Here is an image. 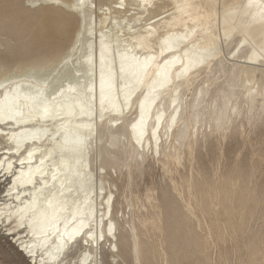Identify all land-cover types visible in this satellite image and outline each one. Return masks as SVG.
I'll list each match as a JSON object with an SVG mask.
<instances>
[{
	"label": "bare ground",
	"instance_id": "obj_1",
	"mask_svg": "<svg viewBox=\"0 0 264 264\" xmlns=\"http://www.w3.org/2000/svg\"><path fill=\"white\" fill-rule=\"evenodd\" d=\"M5 1L2 0L1 3ZM51 1H56V5L64 6L65 9L69 10H58L59 8H53V5L50 8L48 6L47 9L43 8L39 12L36 9L38 13L28 12V9L22 12L21 9H16L18 12L16 13L15 11L14 15L11 16L6 13L8 9L5 11L6 14L3 13V5L5 3H2L3 10L0 8L2 10H0V30L12 35H9V39L14 36L17 41L16 45L13 44L7 47L6 54L4 53L5 56L12 55L14 59L15 57L18 60L19 58L25 59L24 63L26 59L32 61L30 68L22 70L23 67L21 69V63L18 61L17 63L20 64L19 69L12 71L13 69L6 67L11 72H6L4 75L1 70L2 73H0V126L2 124L9 126L8 139H5L9 140V142H6L8 146L10 145L11 152H21L17 163L15 162L17 169H14V174L10 173L11 176L9 177L8 172H10V166L12 165L8 163L6 166L3 164V159L5 158L2 159V154H8V151H0L2 152L0 153V222L2 225L5 224L6 228L7 224L9 225L7 230L12 231V235L17 232V238L15 239L17 244L15 243L16 241H11L19 248L20 252L28 254L33 264H110V262L114 263L118 256L117 253L120 252L118 244V235L120 233H117V222L115 223V219L113 220L111 215L110 217L107 216L109 215L108 212H110L109 209H111L109 208L111 206V197H106L102 202L99 200L100 203L96 202L97 198L95 202L93 199L96 196L95 194H97L94 192L99 187H94L89 157L91 151L89 143L92 142L88 140L90 136L92 140L93 122L98 117L102 119L105 112L117 119L116 116L124 118L126 116L125 111L133 109L135 110L134 118L130 119L129 117L130 122L126 118L129 124H120L123 127L128 126L125 131L128 132L130 139L137 140V142L142 143V146L147 142L153 147L154 143L157 145L158 140L162 139L163 135L171 134L174 137L173 139L176 140L180 138L178 136L182 129L179 127H177L179 128L178 130H176V127L172 129L173 124L165 123L168 122L167 118H170V116L166 115L164 117V115L177 99L174 93L177 88L183 85L181 78H186L185 75L191 76L194 72L193 69L203 70V67H205L203 66L204 52H188L189 44L192 43V40L195 41L198 38L194 40L196 35H202L201 33L198 34V32L199 28H203L202 16L204 15H200L198 9L203 8V5L201 7L199 5L204 3H201V0H148V5L154 1L153 3L156 5L155 8L157 10L169 5L172 7L170 11L169 9L163 10L167 13L163 17H159L160 19L154 20V22L149 21V23V18L146 16L148 20H145L148 25L143 28L127 29L120 21V18L123 17L120 15H123L121 13V11H124L122 10L123 7L117 6V8H122L119 11L115 10V7H111L115 13L112 15L111 13L113 12L110 13L108 11L110 13L108 15L104 9L105 3L102 0H99V2L97 0L96 5H93L95 1L92 0ZM8 2L10 6L11 1ZM114 2L118 3L119 1L115 0ZM153 3L152 7L154 6ZM125 4L126 2L124 6ZM13 5L15 3L8 8H13ZM106 8L108 9L109 7L106 6ZM125 8L127 7L125 6ZM151 9L148 6V12L151 13ZM156 9L153 10L156 11ZM127 11L125 9L124 13ZM152 12L155 14L154 11ZM202 12L200 13L202 14ZM97 13H100L99 19H93ZM211 13L209 12L206 15L208 19L212 17ZM221 13L225 37H228L229 33L237 31L234 35H238L240 38L239 42L246 43L245 45L243 44L244 47L241 52L245 51L243 53L240 52L241 56L246 61L258 58L259 62L264 60V0H229ZM138 14H134V18ZM75 16H77L76 19H79L81 25L78 27V31L74 33L73 41L68 48L67 54L68 56L71 55V57L73 55L75 57L74 62L79 67L84 66L83 68L87 70V74L94 76V79H91L89 83L87 82L85 89L78 88L77 83L66 84V86L59 85L54 93L55 96L51 97L53 96L51 95L48 97L49 95L47 96L46 92L50 88L46 90L47 82L45 83L42 79H39L42 82L37 84L38 81H31L33 79L29 78L31 79L29 80L27 76L32 75L31 77H33V74L38 72L41 75L48 74L49 68H52L51 61L55 63L54 66L56 65L57 59L61 58H57V56L60 54L63 45L73 35L75 25L78 22H76ZM162 28L165 30H162ZM204 29L206 28L204 27L201 31H204ZM3 32L1 31L0 33L2 34ZM121 32H125V36L127 35L128 38L121 37ZM129 36H137V40L132 42L131 39L129 41ZM211 40L213 39L211 38ZM211 40L210 42L212 43ZM210 49V47H201V50ZM2 53L3 50L0 54ZM55 59L56 62L53 61ZM66 68L65 70H67ZM236 70L234 69L233 72ZM65 75L67 76L68 73ZM35 79L37 80V78ZM59 81L53 78L52 84H57ZM252 99L253 101L256 99L262 101L264 93H260V98L253 97ZM45 108L48 109L47 114H45ZM173 111L170 114H173ZM10 117L11 119H9ZM111 119L113 120V118ZM257 119L260 120L261 118L259 119L258 117ZM216 120L218 122L217 127H219L221 117L219 116ZM123 127H117V131ZM212 128L217 129L214 126ZM102 129H98L99 132L96 133L104 134L103 132L106 129ZM204 133L203 135H205ZM197 137L199 135L195 132L193 138H188L193 141ZM133 141L131 142L135 143ZM198 141L197 139L195 143H199ZM190 144L188 143L187 147ZM3 147L5 148L6 146L4 145ZM21 149L24 151L23 153ZM167 151L164 149L166 156L171 155L172 157L173 152H169L171 148ZM182 152H180L181 155ZM166 156L164 157L166 158ZM11 162L13 163V161ZM101 193L99 194L102 197ZM110 193L112 194V191ZM100 195L99 199H101ZM168 196L171 197L170 194ZM167 197L163 200H165L166 209L169 210L168 215H170L173 203L171 204V201L168 200L170 198L167 199ZM10 199L16 202L15 206L8 204ZM20 199L22 200L17 202ZM100 204L103 205L102 209L99 207ZM105 219H108V221L106 222ZM81 222H83L85 227L81 228ZM89 227L91 228L90 234ZM76 229H79V232L72 235L76 232ZM110 229L111 235H109ZM16 235L14 234L13 236L15 237ZM101 235L103 239H99ZM120 235L122 247L124 248L122 249L123 253L133 254L138 264H143L142 262L151 264L153 259L149 261L143 255L141 242L138 239L135 238L130 241L132 236H129V240L127 235ZM85 241H88V243H85ZM144 242L142 241L143 244ZM72 248H76L77 250L74 249L76 252L74 250L72 252Z\"/></svg>",
	"mask_w": 264,
	"mask_h": 264
},
{
	"label": "rangeland",
	"instance_id": "obj_2",
	"mask_svg": "<svg viewBox=\"0 0 264 264\" xmlns=\"http://www.w3.org/2000/svg\"><path fill=\"white\" fill-rule=\"evenodd\" d=\"M1 1L2 0H0L1 9L2 5L4 3L6 4L3 5V13L8 9L6 13L11 16L14 15L16 9H21V12L28 9V12L38 13L43 10V8L47 9L48 6L50 8V6L52 7L53 5V8H59L58 10H69L67 8L65 9L64 6L63 8L61 5H56V1L53 2L51 0H8L11 1V5L15 3L13 8H8L12 6H9L7 0H4L5 2H2L3 4ZM92 1H95L93 5H96L97 0ZM110 1L102 0V2L105 3L104 9L107 11L108 15H110L111 12H113L111 13L113 15L115 13V11H113L114 9L117 11L122 9L120 7H123L122 10L124 11L125 9L128 10L126 13L121 11L123 15L120 14L123 16L121 17L122 19L120 18V21H122V24L125 25L127 29L143 28L148 25L149 21L154 22V20H158L159 17H163L164 14L167 13L164 11L168 9L170 11L172 7L169 5L168 7H161L157 10L155 8L156 5L153 3L156 0L152 1L150 5H148V0H116L119 1L118 3L114 2L115 0ZM201 1L200 2L204 4L200 3L201 5L199 6L201 7L203 5V8L198 6L201 11L197 9L200 15H204L202 16V22L204 23L203 28L205 27L206 29L201 31L203 28H199L198 34L201 33L202 35H196L194 40L198 37L195 40L198 42L196 43L192 40V43L189 44L188 52H204L203 66L205 67H203V70L193 69L194 72L191 76L188 75L189 78L186 75V78H181L183 85L177 88V91L174 93L177 99L172 103L170 110L164 115V117H166V115L170 116V118H167L168 122L165 123L173 124L172 129L175 127L176 130L179 128L182 129H180L181 131L179 130L181 136L179 135L178 137L180 138L177 139L180 141L173 139L174 137L171 134L163 135L164 137L162 136V139L158 140L157 145L154 143L153 147H151L150 144L146 142L144 147L142 143L137 142L135 139H133V141L129 138L128 132L125 131L128 126H121L122 124H129L131 121L129 117L130 119L134 118L135 110H126V116L125 114H123V116H125L124 118H121V116L118 118V116H116L117 119L105 112L102 119L98 117L96 118L97 121L94 120V130H92L94 137L92 136L91 140L90 136L88 140L92 142L88 143L91 145L89 157L91 160L90 167L92 168L91 172L93 173L94 187L99 186L97 187L98 191L95 190L94 193L99 194L102 192V197L99 194L102 200L99 199V195L97 194H95L97 197L94 196L95 198L93 197V199L95 202L97 198L98 200L96 202L100 203L99 200L102 202L106 197H111V206L109 207L111 209H109L110 212H108L109 215L107 216L110 217L111 215L112 219H115V223L117 222V233L127 235L129 240V236H132L130 241L135 238L138 239L141 242L143 255L149 261L153 259L151 264H177V262L178 264H264V99H262V101L259 99L253 101L252 99L253 97L260 98V93H264V60H260L259 62L258 58L255 59L256 61L250 60V62L248 61L249 59L246 61L245 58L241 56V53L245 51L241 52L244 47V42L240 41L242 42L240 43L238 35H234L237 31H233L234 33L231 32L228 37H225L221 12L225 9L229 0ZM97 2H99V0ZM109 2L112 6L109 5ZM125 2L127 8L124 6ZM205 2L208 3L205 4ZM152 3L154 5L153 7ZM5 6L7 7L5 8ZM106 6L109 8L107 9ZM117 6L120 7L117 8ZM148 6L150 9L152 7L151 10L154 11L155 14H153L152 11L151 13L148 12ZM111 7L115 8L112 9ZM153 9H156V11ZM143 11H146L145 14ZM207 11L212 12V17L209 19L206 17V15L209 14ZM17 12L18 11H16V13ZM200 12H202V14ZM134 14L138 15H135L134 18ZM99 16L100 13H97V15H94L93 19L96 18V20H98ZM76 18L77 16H75V19ZM145 19H147L148 22ZM76 22L73 35L67 40L68 42L66 41L67 43L65 42L60 54L57 56V58L61 57L57 59L60 62L57 61L54 66L55 63L51 61L52 68H49L48 74H43L44 76L39 72L37 73L38 76L36 73L33 74L34 78L31 77L32 75L27 76V79H33H29L31 81H38L37 84L42 81L45 83L47 82L49 85L51 84L52 86H49L46 83L47 86H45L47 88L46 90L50 88V90L46 92L47 96L49 95L48 97L51 95H53L51 97L55 96L54 93L57 91L59 85L66 86V84L70 85L77 83L78 88L85 89L87 86L86 84H88L91 79H94V76L87 74V70L83 68L84 66L79 67L74 62L75 57L73 55L72 58L71 55L68 56L67 54L68 48L72 44L74 33L78 31V27L81 25L79 19H76ZM162 30L165 29L162 28ZM1 31L3 32V30H0V32ZM208 34H211V36ZM9 35L10 34L7 32L5 33V31L2 34L0 33V53L3 50V53L0 54V66H2L0 67V73L3 72L2 74L4 75L6 72H11L12 69V71L19 69V63H21V69L23 67L22 70L25 68L27 69L32 64V61H29L30 59H26L24 63L23 61H25V59L19 58L18 60L15 56V59L12 58V55L5 56L6 50L8 49L7 47L17 44L16 38L13 36L9 39ZM121 37H127V35L125 36V32H121ZM205 38L209 41L208 44ZM211 38L213 40H211ZM131 39L132 42H134L137 40V36H129V41H131ZM201 47H210L211 49L201 50ZM18 61L19 63H17ZM53 61L56 62V59ZM252 61L255 62L253 63ZM9 63L10 65H8ZM6 67H9L8 69L11 70L9 71ZM65 68L67 70H65ZM234 69L238 71L236 70L234 73ZM73 72H76V74L74 75ZM66 73H68L69 76H66ZM35 78H37V80ZM53 78L54 80L58 79L60 81L53 85ZM39 79H42V81ZM64 80L68 83L66 81L64 82ZM52 89L53 91H51ZM172 111L173 114H170ZM219 116L221 117V123L219 124L220 126L217 127L218 122L216 119ZM108 117L110 119L113 118V120H110ZM258 117L261 119L258 120ZM2 125L0 126V128H2V131L0 130L2 134H0V144H2L0 145V151H8V154H2V159L5 158L3 159V164L6 166L8 163L12 166L14 165V167L10 166L11 170L8 172L10 177V173L15 172L14 169H17L16 163L21 152H11L9 148L10 145L8 146L7 143L9 140H6L8 139L9 126ZM213 126L217 129L212 128ZM117 127L123 128L117 131ZM98 129L106 130L103 132L104 134H100L96 133L99 132ZM195 132L200 137H197L199 143H195L197 139L193 141L189 139L194 137ZM203 133L205 135H203ZM5 134L7 135L6 137ZM101 135L104 136L102 137ZM2 139L5 143L2 142ZM190 142L192 143L190 144ZM188 143L191 145V148L190 145L187 147ZM134 144L137 145V147H135ZM4 145L6 146L5 148L3 147ZM170 148L171 151H169ZM164 149L175 154L173 155L172 153V157L171 155L166 156ZM24 151L22 150V153ZM180 152H182V155ZM15 153L18 154L16 155ZM164 156H166L167 159ZM165 159L167 164H164ZM177 160L180 161L178 162ZM11 161H13V163ZM111 191L112 194L110 193ZM169 191L170 193H168ZM163 192L165 193L163 194ZM169 194L171 197L168 196ZM165 196H168L167 199L170 198L168 200L171 201V204L173 203V213L171 212L170 215H168L169 210L166 209L165 200H163L166 198ZM10 200L13 201L12 199ZM10 200H8V204L15 206L16 202H11ZM21 200L22 199L17 202ZM102 206L101 204L99 205L101 209L103 208ZM105 221L107 222L108 219H105ZM8 227L9 225L7 224V228ZM7 228L5 224L2 225L0 222V264H33L28 254H26V252L23 254V252H20L19 248L13 244L12 241H16L15 243L17 244V240H15L17 238V232L13 231L16 235L14 237L12 231H8ZM178 228L179 230H177ZM181 228L182 230H180ZM120 234L118 235L120 252L117 253L116 262H110V264H138L133 254L123 253L122 249L124 248L122 247L123 244L119 237L121 236ZM142 241H145L144 244L146 245H144ZM74 249L72 248V252H76L77 249ZM107 255H109V253H107ZM144 260L146 259L144 258ZM142 263L144 264L145 262Z\"/></svg>",
	"mask_w": 264,
	"mask_h": 264
},
{
	"label": "snow or ice",
	"instance_id": "obj_3",
	"mask_svg": "<svg viewBox=\"0 0 264 264\" xmlns=\"http://www.w3.org/2000/svg\"><path fill=\"white\" fill-rule=\"evenodd\" d=\"M45 114H47V112H48V109L47 108H45ZM9 119H11V117L9 118ZM29 155H31V153H29ZM53 178H55V177H53ZM81 228H83V227H85V225L83 224V222H81ZM79 232V229H76V232L75 233H73L72 235H75V234H77ZM91 233V228L89 227V234ZM109 235H111V229H110V231H109ZM99 239H103V236L101 235L100 237H99ZM85 243H88V241H85Z\"/></svg>",
	"mask_w": 264,
	"mask_h": 264
}]
</instances>
